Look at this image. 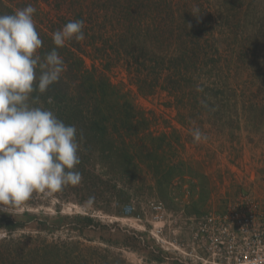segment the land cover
I'll list each match as a JSON object with an SVG mask.
<instances>
[{"label": "rangeland", "instance_id": "374dc122", "mask_svg": "<svg viewBox=\"0 0 264 264\" xmlns=\"http://www.w3.org/2000/svg\"><path fill=\"white\" fill-rule=\"evenodd\" d=\"M26 1L37 7L33 18L40 29H49L51 24L63 25L54 9L55 0H37L36 4L35 0ZM105 2L114 8L112 3ZM4 3L9 7L13 5L7 0ZM97 3L101 2L77 0L76 8H82L87 14L95 11L92 8L96 9ZM114 4L122 7L119 1ZM173 7L180 11V17H176L177 12L174 19L169 13L154 14L150 29L152 35L158 37H152L151 49L154 53L163 52V57L169 54L176 56L174 48L179 45L175 41L176 47H173L167 38L170 35L167 31L169 17L176 27L187 20L183 18L184 13L189 16L188 12L199 25L197 29L201 30L198 31H207L208 27L214 33H222L228 41L223 42L225 49H220V56L206 62L210 65L214 60L218 65L222 62L223 66L206 76L211 86L222 89L215 109L223 110V119L217 116L213 122L214 118L207 116L195 101L183 104L186 102L182 99L186 96L163 87V72L152 94L139 92L131 80L129 67L114 55L116 47L107 50L108 58L105 59L106 55L100 57L102 53L94 51L93 43L90 44L94 41L93 32L104 33L107 37L106 33L113 30L114 25V20L107 18L100 23V17L95 14L94 21H87V36L91 40L85 37L81 41L83 52L73 56L72 63H80L83 70L95 69L97 74L101 73L121 93H125L137 114L145 117V127L140 136L127 138L131 143L127 150L139 163L138 177L133 181L124 179L115 174L117 172L109 162L94 153L95 172L105 181L109 180L111 186H116V190L110 193L111 202L98 198L95 191L91 194L77 189L70 195H44L42 206L37 209L19 206L8 210L16 216V212L20 215L25 208L35 213L42 209L51 217L50 221H58L61 225L52 235L42 233L41 237L58 242L72 239L74 243L82 244L81 247L93 248L87 258L90 264H214V255L195 238L200 227L212 221L214 216L227 214L229 208H244L248 203L264 200V108L255 106L264 105V47H257L255 54L253 42L257 39L255 44L258 42L264 46V0H181ZM194 10L197 16L191 14ZM63 11L61 9L59 13L63 14ZM72 16L67 14V18ZM163 17L167 18L164 22L157 20ZM187 22L189 25L191 20ZM146 24L141 25V32L146 29ZM257 24L262 31L259 38L253 36ZM230 42L232 46H226ZM212 43L213 37L209 36L203 45L209 47ZM199 70L202 72H198L196 77L197 87L201 86L200 83L205 84L201 73L208 71L207 67L200 66ZM183 76L193 85L195 77L189 71ZM180 86L183 90L188 89L185 82L180 81ZM194 128H199L208 139L194 142L191 135ZM148 133L164 135V138L149 142L151 137H147ZM147 148L162 156L159 157L161 165L158 160L151 161L144 156ZM155 148L158 152H154ZM156 166L172 168L169 176H163L160 186L152 176ZM203 178L206 183L201 180ZM106 196L109 197V193ZM36 197L38 201L39 197ZM89 197H94L91 203H88ZM154 206L160 208L156 210ZM126 207L130 208L128 212ZM261 207L257 216L252 218L253 227L259 224V227H264ZM55 209L60 210L59 216ZM74 214L89 215L94 224L81 231H68V223L72 220L66 216ZM22 232L18 231L16 235ZM3 237L5 233L0 231V240Z\"/></svg>", "mask_w": 264, "mask_h": 264}, {"label": "trees", "instance_id": "16d2710c", "mask_svg": "<svg viewBox=\"0 0 264 264\" xmlns=\"http://www.w3.org/2000/svg\"><path fill=\"white\" fill-rule=\"evenodd\" d=\"M7 1L13 4L12 7L4 5V0H0V14H13L17 9H23L31 4L26 0ZM55 1L54 9L57 11V15L60 16L57 18L64 22L61 27L51 24L52 27L43 30L39 28L38 22L36 23L34 20L36 29L43 41L42 48L39 50L42 56L55 47L52 34L68 22L82 20L84 22L85 37L91 40L87 36L89 26L87 21H94L95 14L100 17V23L104 21V18L114 20L113 30L106 33L107 37L104 36V33L99 35V33L95 34L93 32L94 41H91L90 44L93 43L94 51L102 53L100 57H104L105 54V59L108 58L107 50L116 47L114 55L118 56L119 60H123L126 66L129 67L131 80L143 95L153 93L163 72L165 75L163 77V87L169 89L170 92L186 96L182 99V102H186L183 104L188 105L190 101H195L200 104V109L207 116L214 118L213 122H216L217 116L219 119H223V110L221 108L215 109L220 100L218 98L222 89L211 86L206 76L208 72L216 68L219 70V67L223 64L220 62V65H218L213 60L214 64L209 65L206 61L220 56V49L222 50L224 47L222 46L223 42L228 41H225L226 38L224 39L222 33H214L211 28H206L205 25L203 26L207 31H198L201 29H197L199 25L194 19H191L189 12V16L184 13L183 19H187L184 23L180 22L176 27L173 26L172 19L175 18L177 12L173 5L179 4L181 0H99L101 3H97V8H92L95 11H88L87 14L82 8L77 10V0ZM105 1L112 3L114 8L111 9V6ZM115 1H119L122 7L118 4L115 5ZM36 3H38L37 0H35ZM32 6L35 7L33 4ZM35 8L37 9V7ZM61 9L64 10L63 14L59 13ZM160 13L166 15L169 13L172 18L169 17L170 24L167 26V31L170 35L167 38H170L173 47L175 41H177L179 46L174 48L176 56L169 54L163 57V52L158 54L160 51L154 53L151 49L152 37L157 38L158 36L152 35L150 25L155 19L154 14ZM67 14H73V16L67 18ZM180 15V11H178L176 17H180ZM166 19V17H163L157 20L162 23ZM189 20H191L190 27L187 22ZM144 23L146 29L141 32L140 28ZM258 24L263 27L262 24ZM258 24L253 34V36L257 35L256 38H259V35L262 36ZM170 26H173V28ZM228 26L231 27L230 23ZM209 36L213 37V43L209 47L207 45L205 47L203 43L206 39H209ZM256 40L253 41L256 46L255 54L258 51L257 47H264H261L258 42L256 45ZM226 46H232V43L230 42ZM83 47L81 41L73 40L66 43L65 47L57 49L65 62L66 70L62 73L59 82L52 84L44 94L33 93V97L36 98L35 104L37 106L52 110L66 125H75L77 128L81 160L77 170L82 173L83 178L79 185L68 186L57 193L70 195L77 189L87 190L91 194L95 191L98 198L111 202L110 193L112 190H116V186H111L109 180L105 181L95 172L94 153L109 162L116 170L117 173L115 174H119L124 179L127 178L128 181L135 180L138 177L139 163L135 160V155L127 150L129 149L128 145L131 144L127 138L142 133L146 120L143 115L140 117L137 114L125 93H121V90L108 82L101 73L97 74L95 69L83 70L80 63H72L73 56L75 57L78 53L83 52ZM199 66L200 68L207 67L208 71L201 73L205 84L200 83L201 86L197 87L198 79L196 77L199 75L198 72L201 71ZM188 71L191 76L195 77L193 85H190V81L183 76ZM180 81L185 82L188 89L183 90ZM258 94L256 100L260 99ZM255 106L264 108L263 104ZM222 122L225 124V121ZM147 137H151L149 142L155 139L162 141L164 135L152 136L148 133ZM154 152H158L156 148ZM143 154L151 161L158 160V164L161 165L159 157L162 156L153 153L152 149L147 148V152ZM139 156H142L141 153ZM165 168H157L156 166L155 170L152 171V176H154L155 183L158 186L162 184L163 176L170 175L172 168ZM201 180L205 182L204 178ZM107 193H109V197L106 196ZM36 196L39 197L38 201ZM43 196L44 194L38 192L33 193L32 198L21 206L37 209L42 206L41 199ZM195 209L198 212V209ZM54 211L59 216L60 210L55 209ZM16 214V216H12V213L8 211L0 212V231L5 233V237L0 240V264H90L87 258L88 253L93 248L81 247L82 244L74 243L72 239L59 240L58 242L48 241L45 239L46 237H41L42 233L52 235L61 225L58 221H50L51 217L45 214L42 209L35 213L25 208L20 215L17 212ZM66 218L72 220L71 223H68V231H81L83 228L94 224L93 218L89 215L74 214L66 216ZM96 224L98 225V223ZM18 231L24 232L16 235Z\"/></svg>", "mask_w": 264, "mask_h": 264}, {"label": "clouds", "instance_id": "9594fccd", "mask_svg": "<svg viewBox=\"0 0 264 264\" xmlns=\"http://www.w3.org/2000/svg\"><path fill=\"white\" fill-rule=\"evenodd\" d=\"M31 4L0 14V212L17 208L33 193L50 196L82 181L80 143L75 125L35 104L59 82L66 66L57 49L85 39L84 22L73 20L52 34L55 47L43 56ZM196 15L195 10L192 12ZM190 27V25H189ZM194 142L208 139L199 128ZM94 197H89L91 203Z\"/></svg>", "mask_w": 264, "mask_h": 264}, {"label": "built area", "instance_id": "2783aa9c", "mask_svg": "<svg viewBox=\"0 0 264 264\" xmlns=\"http://www.w3.org/2000/svg\"><path fill=\"white\" fill-rule=\"evenodd\" d=\"M260 205L264 213V200L255 201L244 208H229L227 214L214 216L200 227L195 238L214 255V264H264V227L251 225Z\"/></svg>", "mask_w": 264, "mask_h": 264}]
</instances>
